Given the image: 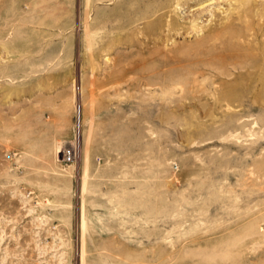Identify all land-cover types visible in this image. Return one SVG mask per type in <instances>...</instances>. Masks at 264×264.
Segmentation results:
<instances>
[{
  "label": "rangeland",
  "instance_id": "1",
  "mask_svg": "<svg viewBox=\"0 0 264 264\" xmlns=\"http://www.w3.org/2000/svg\"><path fill=\"white\" fill-rule=\"evenodd\" d=\"M0 264H264V0H0Z\"/></svg>",
  "mask_w": 264,
  "mask_h": 264
},
{
  "label": "built area",
  "instance_id": "2",
  "mask_svg": "<svg viewBox=\"0 0 264 264\" xmlns=\"http://www.w3.org/2000/svg\"><path fill=\"white\" fill-rule=\"evenodd\" d=\"M79 155V150L76 145V142L67 145L63 150V160L66 162H72L76 160Z\"/></svg>",
  "mask_w": 264,
  "mask_h": 264
},
{
  "label": "bare ground",
  "instance_id": "3",
  "mask_svg": "<svg viewBox=\"0 0 264 264\" xmlns=\"http://www.w3.org/2000/svg\"><path fill=\"white\" fill-rule=\"evenodd\" d=\"M81 107L79 106V109H80ZM79 116H80V118H81V110H80V114H79ZM72 144V143H71ZM64 148V147H63Z\"/></svg>",
  "mask_w": 264,
  "mask_h": 264
}]
</instances>
